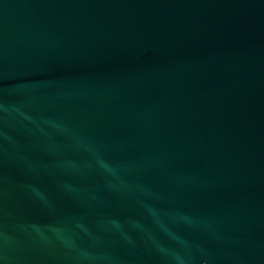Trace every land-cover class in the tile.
I'll list each match as a JSON object with an SVG mask.
<instances>
[{"label":"water","instance_id":"1","mask_svg":"<svg viewBox=\"0 0 264 264\" xmlns=\"http://www.w3.org/2000/svg\"><path fill=\"white\" fill-rule=\"evenodd\" d=\"M0 264H264V0H0Z\"/></svg>","mask_w":264,"mask_h":264}]
</instances>
